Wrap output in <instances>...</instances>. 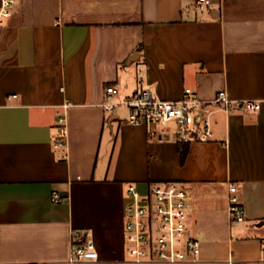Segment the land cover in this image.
<instances>
[{"label":"crops","instance_id":"1","mask_svg":"<svg viewBox=\"0 0 264 264\" xmlns=\"http://www.w3.org/2000/svg\"><path fill=\"white\" fill-rule=\"evenodd\" d=\"M109 85L114 103L191 88L213 109L211 140L190 142L181 163L171 133L150 140L125 107L104 110ZM218 91L237 105L220 109ZM150 181L188 190L200 251L175 264H264V0H19L0 26V264H135L126 188ZM229 183L240 222L227 216ZM72 230L95 259L70 263Z\"/></svg>","mask_w":264,"mask_h":264},{"label":"built area","instance_id":"2","mask_svg":"<svg viewBox=\"0 0 264 264\" xmlns=\"http://www.w3.org/2000/svg\"><path fill=\"white\" fill-rule=\"evenodd\" d=\"M19 0H0V26L12 15ZM206 0H195L202 8ZM118 94L115 86L104 89V110L111 112L116 106L128 111L126 122L144 125L150 140H159L163 134L171 133L176 142L209 141L213 133L210 115L213 109L201 101L194 91L186 87L177 100H164L156 97L147 88L137 89L130 97L119 103L108 99ZM15 97V95H11ZM214 103L227 112L232 103L224 91L216 93ZM247 109L258 110L259 103H241ZM58 145H64V119L59 118ZM227 216L231 222L244 219V210L234 183L227 186ZM127 202L124 212L123 231L126 258L130 263L175 264L194 261L199 254V241L188 235L186 220L188 215V190L177 181H150L146 191L141 193L135 184L126 188ZM52 202L61 201L57 193H52ZM70 263L85 259H95L97 252L82 233L71 231ZM264 245V241H263ZM41 264V263H33ZM227 264H232L231 258Z\"/></svg>","mask_w":264,"mask_h":264},{"label":"trees","instance_id":"3","mask_svg":"<svg viewBox=\"0 0 264 264\" xmlns=\"http://www.w3.org/2000/svg\"><path fill=\"white\" fill-rule=\"evenodd\" d=\"M177 149L180 155V161L181 163L184 162L187 154H188V150H189V143L187 142H177Z\"/></svg>","mask_w":264,"mask_h":264}]
</instances>
